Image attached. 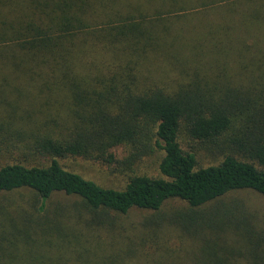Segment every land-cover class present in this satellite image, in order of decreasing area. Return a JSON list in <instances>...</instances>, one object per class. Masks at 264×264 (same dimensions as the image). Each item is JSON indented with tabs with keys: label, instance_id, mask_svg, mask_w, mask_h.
Returning a JSON list of instances; mask_svg holds the SVG:
<instances>
[{
	"label": "trees",
	"instance_id": "trees-1",
	"mask_svg": "<svg viewBox=\"0 0 264 264\" xmlns=\"http://www.w3.org/2000/svg\"><path fill=\"white\" fill-rule=\"evenodd\" d=\"M245 191L264 199V0H0V264L264 263Z\"/></svg>",
	"mask_w": 264,
	"mask_h": 264
},
{
	"label": "rangeland",
	"instance_id": "rangeland-1",
	"mask_svg": "<svg viewBox=\"0 0 264 264\" xmlns=\"http://www.w3.org/2000/svg\"><path fill=\"white\" fill-rule=\"evenodd\" d=\"M12 97L14 99H17L16 93H14ZM184 146H186L188 150L193 151L197 154L200 165L212 164L217 162L216 154L214 153V151L207 149L206 147L200 145L195 141L187 140L184 142ZM160 157V153H155L152 156L145 158L143 161H140L133 165L132 169L137 174L160 176L158 170ZM63 163L67 169L80 173L85 178L94 180L105 187H120L124 184L125 181L122 175L119 176L116 174H111L108 168L91 161L82 159H67ZM236 197L245 199L247 203L255 207H259L261 205L264 207V199L255 192H240L236 194ZM140 215L141 214L136 212L132 213V216H134L133 220L138 221L141 218ZM260 250H263V247ZM260 252L262 253L261 257L264 258V252ZM259 263L264 264L261 261H259ZM241 264L251 263L248 260L246 262L244 260V262H242Z\"/></svg>",
	"mask_w": 264,
	"mask_h": 264
}]
</instances>
